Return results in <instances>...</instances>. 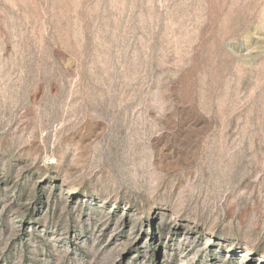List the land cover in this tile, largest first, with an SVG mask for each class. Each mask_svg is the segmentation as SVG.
<instances>
[{
  "label": "rangeland",
  "instance_id": "obj_1",
  "mask_svg": "<svg viewBox=\"0 0 264 264\" xmlns=\"http://www.w3.org/2000/svg\"><path fill=\"white\" fill-rule=\"evenodd\" d=\"M0 264H264V0H0Z\"/></svg>",
  "mask_w": 264,
  "mask_h": 264
}]
</instances>
